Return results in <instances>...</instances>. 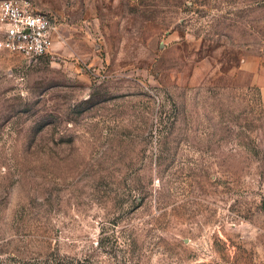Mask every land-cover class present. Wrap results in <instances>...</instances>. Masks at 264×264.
I'll use <instances>...</instances> for the list:
<instances>
[{
    "label": "rangeland",
    "instance_id": "374dc122",
    "mask_svg": "<svg viewBox=\"0 0 264 264\" xmlns=\"http://www.w3.org/2000/svg\"><path fill=\"white\" fill-rule=\"evenodd\" d=\"M47 1L56 52L0 50V264H264V0Z\"/></svg>",
    "mask_w": 264,
    "mask_h": 264
},
{
    "label": "built area",
    "instance_id": "2783aa9c",
    "mask_svg": "<svg viewBox=\"0 0 264 264\" xmlns=\"http://www.w3.org/2000/svg\"><path fill=\"white\" fill-rule=\"evenodd\" d=\"M58 25L31 0L0 2V50L35 61L56 52Z\"/></svg>",
    "mask_w": 264,
    "mask_h": 264
},
{
    "label": "crops",
    "instance_id": "0c3cea01",
    "mask_svg": "<svg viewBox=\"0 0 264 264\" xmlns=\"http://www.w3.org/2000/svg\"><path fill=\"white\" fill-rule=\"evenodd\" d=\"M38 3H39V6H41L42 8H52L50 2L47 0H38Z\"/></svg>",
    "mask_w": 264,
    "mask_h": 264
}]
</instances>
